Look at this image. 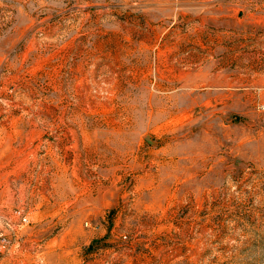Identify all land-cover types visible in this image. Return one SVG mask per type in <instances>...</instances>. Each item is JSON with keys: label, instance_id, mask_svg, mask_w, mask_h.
Here are the masks:
<instances>
[{"label": "rangeland", "instance_id": "374dc122", "mask_svg": "<svg viewBox=\"0 0 264 264\" xmlns=\"http://www.w3.org/2000/svg\"><path fill=\"white\" fill-rule=\"evenodd\" d=\"M0 264H264V0H0Z\"/></svg>", "mask_w": 264, "mask_h": 264}]
</instances>
